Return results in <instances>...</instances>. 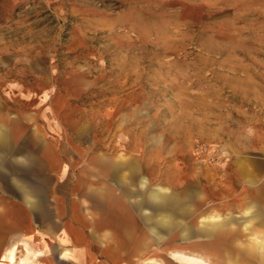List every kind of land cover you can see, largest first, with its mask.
Wrapping results in <instances>:
<instances>
[{"label":"rangeland","instance_id":"obj_1","mask_svg":"<svg viewBox=\"0 0 264 264\" xmlns=\"http://www.w3.org/2000/svg\"><path fill=\"white\" fill-rule=\"evenodd\" d=\"M13 86L107 113L90 118L101 179L149 244L131 264H264V229L227 198L235 154L264 153V0H0V91ZM158 187L175 201L157 210ZM208 216L221 226L200 232ZM12 246L15 264L44 257Z\"/></svg>","mask_w":264,"mask_h":264},{"label":"crops","instance_id":"obj_2","mask_svg":"<svg viewBox=\"0 0 264 264\" xmlns=\"http://www.w3.org/2000/svg\"><path fill=\"white\" fill-rule=\"evenodd\" d=\"M71 99L49 88L39 94L17 86L0 91V258L25 241L44 253L39 264H131L149 244L127 196L101 179L104 158L92 148L90 118L107 113ZM245 145L232 158L235 184L227 198L264 229V153ZM158 190L173 196L162 187L149 196ZM210 217L220 222L214 228L221 226ZM253 243H259L255 236Z\"/></svg>","mask_w":264,"mask_h":264},{"label":"bare ground","instance_id":"obj_3","mask_svg":"<svg viewBox=\"0 0 264 264\" xmlns=\"http://www.w3.org/2000/svg\"><path fill=\"white\" fill-rule=\"evenodd\" d=\"M149 200L151 202H156L157 204L161 205V204H164L165 201H167V200L172 201L174 203L175 198L173 196H167L166 194H163L161 190H158L157 192H155L154 194L152 193L149 196ZM162 222L167 224V225L170 224V222L168 223L167 220L162 219ZM219 224H220V222L218 220H216V218H214V217H210V216L203 217V218H201L202 228H201L200 232L203 231L202 229H204V227L207 225L217 226ZM14 251H15L14 249H10L9 251H7L6 254L0 258V264H15L16 261H15V252ZM172 261L174 263H178V264H207L202 259H199V258H196L193 256L176 254V253L172 254ZM19 264H34V263H30L29 259H20Z\"/></svg>","mask_w":264,"mask_h":264}]
</instances>
